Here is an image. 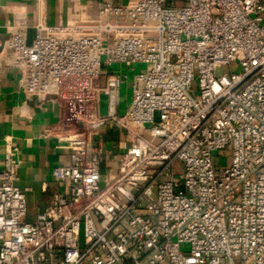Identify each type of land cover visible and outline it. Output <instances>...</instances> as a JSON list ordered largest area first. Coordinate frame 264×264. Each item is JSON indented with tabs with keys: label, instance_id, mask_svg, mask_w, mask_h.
I'll return each instance as SVG.
<instances>
[{
	"label": "built area",
	"instance_id": "2783aa9c",
	"mask_svg": "<svg viewBox=\"0 0 264 264\" xmlns=\"http://www.w3.org/2000/svg\"><path fill=\"white\" fill-rule=\"evenodd\" d=\"M113 1L67 25L20 12L1 46L25 99L55 97L80 132L33 220L0 159V264H264V0ZM141 64L120 114L111 68ZM106 126L126 146L102 177Z\"/></svg>",
	"mask_w": 264,
	"mask_h": 264
},
{
	"label": "crops",
	"instance_id": "0c3cea01",
	"mask_svg": "<svg viewBox=\"0 0 264 264\" xmlns=\"http://www.w3.org/2000/svg\"><path fill=\"white\" fill-rule=\"evenodd\" d=\"M110 0H0V49L8 39L15 16L22 12L29 23L37 18L41 8L48 26L67 25L82 16L94 17L102 3ZM136 0H115L114 4L133 5ZM34 30L27 33V43ZM16 69L0 62V159L13 152L19 164L16 186L26 190L28 221L44 211L56 192L65 191V185L55 182L51 172L57 166L69 164V149L64 137L80 132L66 122V109L55 97L44 100L25 99L19 85ZM101 77L99 85H103ZM130 101L121 95L118 113L122 114ZM100 113H105L104 98L99 102ZM107 153L101 167L102 177L111 175L116 167L117 155L125 149V138L120 129L106 126L98 131ZM97 138H99L97 136Z\"/></svg>",
	"mask_w": 264,
	"mask_h": 264
},
{
	"label": "rangeland",
	"instance_id": "374dc122",
	"mask_svg": "<svg viewBox=\"0 0 264 264\" xmlns=\"http://www.w3.org/2000/svg\"><path fill=\"white\" fill-rule=\"evenodd\" d=\"M173 1H177V0H173ZM147 68L148 67L144 64L134 65L131 68H128L126 65H120V66L114 65L111 68L114 71L120 72L123 77H126V80L123 81V84L121 86V95H122V97H124L126 99V101L131 100V87H132L133 77L138 73L145 72L147 70ZM224 71L225 70L222 69L218 72V74L220 75L222 73H225ZM232 71H233V73H236L237 69L235 67H233ZM193 88L197 89V81L193 82ZM217 161L219 163H221L222 165L224 164V159L217 158ZM182 250H184V251L189 250V246L183 245Z\"/></svg>",
	"mask_w": 264,
	"mask_h": 264
}]
</instances>
